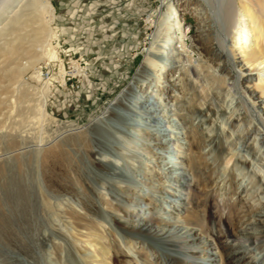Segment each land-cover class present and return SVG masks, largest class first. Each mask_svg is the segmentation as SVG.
Masks as SVG:
<instances>
[{
  "label": "rangeland",
  "instance_id": "rangeland-1",
  "mask_svg": "<svg viewBox=\"0 0 264 264\" xmlns=\"http://www.w3.org/2000/svg\"><path fill=\"white\" fill-rule=\"evenodd\" d=\"M49 3L53 38L48 41L57 46L58 59L30 62L22 53L0 55V264H92L85 253L98 245L88 246L89 238L103 241L113 264H167L178 250L172 264H202L212 257L202 252L206 257L198 258L199 245L177 229L165 234V246L161 236L138 234L128 221L115 219L126 221L136 213H145L143 222L153 225L194 227L204 240L216 243L218 262L226 264L227 243H236L237 230L264 207V156L255 150L260 142L254 133H247L255 123L250 124L246 112H227L239 102L234 99L228 109L231 101L221 77L235 70L230 60L220 70L224 59L217 55L213 19L198 12V0L184 2L179 11L189 27L185 45L190 54L179 52L165 67V81L153 88L159 118L174 108L170 118L187 114L188 119L166 121L165 133L170 134L156 138L137 120L139 108L120 106L113 115L105 113L143 63L159 28L162 1ZM198 62L204 71H195ZM15 66H23L16 76L7 71ZM184 69L192 74L190 86ZM39 70L38 81L34 75ZM46 79L51 88L44 97ZM145 80L141 91L151 89ZM197 95L205 102L201 112ZM43 101L45 119L36 120ZM69 123L78 126L76 135H59ZM199 131L205 137L196 141ZM189 140L195 144L193 166L187 165ZM160 144L167 146L161 153ZM232 150L234 158L223 170L224 156ZM245 157L252 162H244ZM166 161L173 165L170 169ZM184 170L189 183L185 208L179 213L182 221H174L173 213L167 216L160 208L175 199L182 186L177 177ZM255 227L260 230L257 243L242 244L251 249L250 264H256L254 255L257 264H264V225Z\"/></svg>",
  "mask_w": 264,
  "mask_h": 264
},
{
  "label": "bare ground",
  "instance_id": "bare-ground-1",
  "mask_svg": "<svg viewBox=\"0 0 264 264\" xmlns=\"http://www.w3.org/2000/svg\"><path fill=\"white\" fill-rule=\"evenodd\" d=\"M161 1L164 5V11L159 20V28L158 30L156 29L157 32L154 35V40L146 50L143 63L123 94L115 102L111 103L105 113L106 115H113L116 112V109L120 106H123L126 109L139 108L142 110V114H140L139 119L137 120L142 123H146L148 125V132L153 133V135H158L156 138H164V136L166 137L168 134H170L167 132L165 133L164 125L166 124V121L168 123H171L172 121L179 124L178 118H182V120L185 122L188 119L187 114H178V116L170 118V116L174 114V111H172L174 108L167 110L170 114H162L163 116L161 118L158 116L159 111H161V107L159 109V104H157L159 101H155L157 96H154L156 95L154 90L156 91L157 89H154L153 87L157 84V82L165 81V67L167 65L172 66V63L175 61V59H177L179 52H186V54H190L187 53V48L185 45L189 27L184 24L182 21V16L179 14V11L184 9V2H188V0H172V3L170 0ZM195 8L198 9V12L202 14L204 11H206L216 25L214 36L215 45L217 47V55L222 56L224 59V62L220 64L221 67L219 66L220 70H224V64H226V62L229 60L232 62L233 68L235 70L231 71L230 76H227L225 73L221 77V84L226 89V94L228 95L227 98H229L231 101L229 104L231 107L228 109L234 107V99L236 100L235 103L239 102V106H235L233 111L228 109H226V111L228 110L227 112L230 113V116L235 112H240L241 110L246 112V115L250 119V124L251 122L255 123L253 127H250L251 125L248 126L250 128H247V133H254L255 140L257 138L259 140L258 142H260L258 146H255V150L264 156V0H198V4ZM0 12L2 14V17H0V55L7 56L12 54L18 55L22 53L29 57L28 61L30 62L36 60L38 57H45L50 61L53 59H58L59 55L57 46L48 41L49 39L53 38V29L51 28L50 18L52 8L49 0H0ZM188 37L190 38V36ZM22 69L23 66H15L9 68L7 71L11 75L16 76L21 73ZM199 70L204 71L202 69V64L198 62L196 64L195 71ZM183 71L187 76V69H184ZM62 72H64V67ZM189 75L187 76V85L190 86L191 80L188 78L190 77ZM199 75L200 73H197V77ZM34 77L38 81L42 80L40 70L36 71ZM146 78H149L150 80L149 86L151 89L148 87L146 91L145 89L144 91L143 89L141 91V88L147 82L145 80ZM50 84V80H44L42 86V93L44 97V92H48V90L51 88ZM202 84L203 83H201V85ZM197 98L198 104L200 105L199 111L201 112V109L204 108L205 102L200 99L198 95ZM45 116V102L43 101L39 106V114L35 119L44 120ZM222 123L225 124V121ZM74 125L75 124L69 123L68 125L64 126V128L59 131V135L67 133L70 134V137L75 136L78 126ZM154 130L156 131L152 132ZM196 136V141H200L203 136L205 137V133H200L199 131ZM246 138L248 137H246L245 134L243 138L244 143L247 142V140H245ZM193 140H189V152L186 154L187 165L189 166H193L195 159L193 158L195 153L193 150L195 145ZM157 147L160 148L158 149V152L160 153L164 149H167V146H163L161 144ZM182 147L183 142L176 143L178 158H180L179 153L181 152ZM227 154L228 155L224 156L223 170H227L229 168L228 166L234 158V151ZM164 158H166L165 155ZM169 161H166V163L169 164ZM247 161L251 163L252 158L245 157L244 162ZM179 162H181V160H179ZM163 164L164 163H162V165ZM171 166L173 165L169 164L166 167L170 169ZM262 176L263 177L260 178V181L264 189V175ZM187 177L188 173L185 170L183 172L181 171L177 179L179 181V186H182L176 190L177 192L175 199L168 204V208H160V211H164V213H166L165 215H167V213H173L174 221H182L179 213L183 208H185L184 196L186 193L184 192V187L189 184L188 182H185ZM240 184L241 183H239V186ZM241 190H244V186L241 187ZM144 214L145 213H136L131 218L127 217L126 221L121 220L118 216H115V219L122 223L128 221V228H132L131 231H135L138 234H157L158 236H161L159 238L166 244L165 246L169 245L165 240V234L172 229H177L179 234H184L186 237L192 240L191 244L193 246L199 245L196 247L197 251L199 252L198 258L199 256H201V258L206 257H202V252L209 255L212 254V257H209V260H207V257L202 264H220V262H218L219 259L216 256L217 251H219V249L216 250V243L213 245L211 242L204 240L200 233L195 232L194 227L177 225L162 227V225H153L149 222H143L142 219ZM258 223L264 225L263 206L254 214L248 225L241 226L237 230L235 234L237 242L234 244L227 243L225 250L226 264L251 263L252 255H248V252L251 251V249L243 246L242 241H247L248 245H250V242H254V244L257 243L259 238L258 234H256V231L260 230H256L257 228L255 225ZM86 243L88 246L98 245V247H92L93 250L86 251L85 253V258L89 259L92 264H113L109 258L110 252L102 240H99V238H89L87 239ZM168 249L170 248L168 247ZM97 252H101L103 255L101 256ZM180 253L181 251L179 250L176 254L170 253L171 255L166 261L167 264H172L174 262H170V260H177V257L180 256ZM254 257V262L257 264L258 256L254 255Z\"/></svg>",
  "mask_w": 264,
  "mask_h": 264
}]
</instances>
